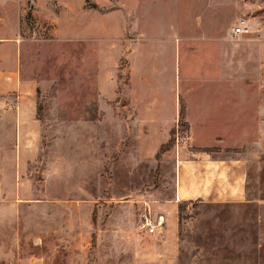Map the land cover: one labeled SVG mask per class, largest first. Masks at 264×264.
I'll return each mask as SVG.
<instances>
[{"label": "rangeland", "instance_id": "374dc122", "mask_svg": "<svg viewBox=\"0 0 264 264\" xmlns=\"http://www.w3.org/2000/svg\"><path fill=\"white\" fill-rule=\"evenodd\" d=\"M84 2L83 25L79 12L69 25L64 1L25 0L18 30L1 33L0 79L38 87L27 126L2 113L17 90H0V264H264V0ZM132 45L128 84L152 89L164 115L187 78L226 97L225 146L247 165V198L175 203L190 129L135 122L134 101L108 95L115 74L127 89ZM146 206L165 214L162 232L142 227Z\"/></svg>", "mask_w": 264, "mask_h": 264}, {"label": "crops", "instance_id": "0c3cea01", "mask_svg": "<svg viewBox=\"0 0 264 264\" xmlns=\"http://www.w3.org/2000/svg\"><path fill=\"white\" fill-rule=\"evenodd\" d=\"M60 1L61 3L64 1V10L69 13V25H73V17H77L78 12L81 16L80 25H83L82 20L85 18L83 16L85 13L88 15L84 0H78L77 3L73 0ZM135 1L139 7L141 0ZM23 3L25 0H0V46L10 43L4 40L7 38L1 36L2 32H15L20 27L14 23L15 18L18 17L16 14L21 15L24 11ZM98 22L103 28L104 17L101 16L100 21H96L97 26ZM201 32H206V29H201ZM133 38L135 37H130L129 41ZM128 51L130 55L127 54L129 59L127 89L123 91L118 87V80L122 78L115 74L112 79L113 92L108 95L119 97L120 106L130 105L134 101L128 113L131 114L130 119L135 122H157L161 124L159 129L168 132L181 123L191 131L192 149L179 148L177 153L175 203L188 200L239 201L247 198V165L239 158L228 159V149L225 146L228 145V100L225 99L226 97L218 94L217 87L213 93L205 89L206 84L197 86V89L187 78L183 81L182 101L176 102L175 113L164 115L166 109L164 102L160 100L155 102L154 97L149 99L152 89L145 94L139 85L132 87L128 84L135 67L136 47L132 45ZM14 74L15 72L12 73ZM12 75L9 76L10 78L1 77L0 90H17V105L15 108L6 107L2 113L12 114L18 124L26 123L27 126L29 122H35L37 118L38 81L35 78L17 76L16 82L12 85L4 83L11 80ZM142 79L146 85L149 83L148 71L142 74ZM101 82H106V79L103 77ZM3 115H0V118H3ZM143 126L146 127V124Z\"/></svg>", "mask_w": 264, "mask_h": 264}, {"label": "built area", "instance_id": "2783aa9c", "mask_svg": "<svg viewBox=\"0 0 264 264\" xmlns=\"http://www.w3.org/2000/svg\"><path fill=\"white\" fill-rule=\"evenodd\" d=\"M247 31L245 25L242 23L232 27L231 33L233 35H241ZM165 221V214L160 212L153 214L149 206L141 213V225L150 234H155L163 231Z\"/></svg>", "mask_w": 264, "mask_h": 264}]
</instances>
